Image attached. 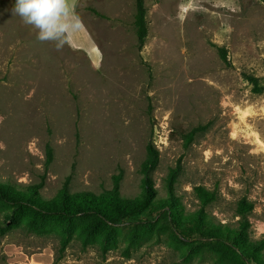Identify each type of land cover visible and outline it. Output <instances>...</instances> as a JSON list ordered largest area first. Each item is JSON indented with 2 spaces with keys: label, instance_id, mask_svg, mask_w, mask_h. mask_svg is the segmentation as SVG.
Masks as SVG:
<instances>
[{
  "label": "rangeland",
  "instance_id": "obj_1",
  "mask_svg": "<svg viewBox=\"0 0 264 264\" xmlns=\"http://www.w3.org/2000/svg\"><path fill=\"white\" fill-rule=\"evenodd\" d=\"M78 1L70 18L76 10L95 50L38 40L13 14L15 0H0V182L41 185L49 200L64 186L108 192L121 175L122 196L166 198L172 184L188 213L203 187L218 197L207 214L224 225L237 227V202H252L249 237L264 239V93L246 79L264 86V0H145L142 48L135 0ZM150 143L159 159L146 175ZM12 210L0 200V264H228L157 223L138 242L128 223L108 241L83 236L77 220L67 233L54 223L37 235Z\"/></svg>",
  "mask_w": 264,
  "mask_h": 264
},
{
  "label": "trees",
  "instance_id": "obj_2",
  "mask_svg": "<svg viewBox=\"0 0 264 264\" xmlns=\"http://www.w3.org/2000/svg\"><path fill=\"white\" fill-rule=\"evenodd\" d=\"M136 14L134 25L139 47L145 45L148 37L147 8L145 0H135ZM96 15L103 17L96 10ZM221 60L230 64L225 48H218ZM246 79L254 86L257 94L264 93V86L253 76ZM207 126L193 129L186 135L191 142L195 135L205 131ZM159 152L150 143L147 146V158L141 165V171L148 175L156 166ZM53 161V150L47 149V165ZM173 177V175L171 176ZM114 187L108 192L95 194L90 191L71 193L64 186L55 197L43 199L39 194L41 185L16 187L9 183L0 182V200L13 207L14 218H23L26 227L33 233L43 234L49 225L58 223L67 233L72 223L80 221V232L86 238L101 236L108 241L116 231V227L128 223L130 238L138 242L152 233L157 223L161 230H170L177 237L194 239V249L197 252H210L218 261L228 264H264V239L252 240L249 237L251 227L250 215L254 204L243 198L236 204V215L239 216L238 226L232 227L215 221L209 216L206 208L218 200L215 192L203 187L195 188L199 200V209L195 212H185L176 200L174 187L169 184L168 197L159 198L152 191L141 197L127 198L121 195L119 182L121 175L115 176ZM145 189L148 188L144 182ZM154 197H153V196ZM151 216V223L138 226L141 216ZM155 215V216H154ZM158 217V218H157ZM157 218V219H156ZM156 220V221H155ZM67 240L63 239L64 250Z\"/></svg>",
  "mask_w": 264,
  "mask_h": 264
},
{
  "label": "clouds",
  "instance_id": "obj_3",
  "mask_svg": "<svg viewBox=\"0 0 264 264\" xmlns=\"http://www.w3.org/2000/svg\"><path fill=\"white\" fill-rule=\"evenodd\" d=\"M13 14L37 30V39L63 46L71 31L79 27V19L70 18L67 0H15Z\"/></svg>",
  "mask_w": 264,
  "mask_h": 264
},
{
  "label": "crops",
  "instance_id": "obj_4",
  "mask_svg": "<svg viewBox=\"0 0 264 264\" xmlns=\"http://www.w3.org/2000/svg\"><path fill=\"white\" fill-rule=\"evenodd\" d=\"M78 0H67L68 5L70 6L71 4H76ZM81 1V0H79ZM78 1V2H79ZM73 16V20L79 19V27L71 31L70 34L66 37L67 43L73 47L74 49L78 51H83L86 50V45H91L92 50H95L94 45L97 48V43L95 42L93 36L91 35L90 31L88 30L87 26L83 23V21L79 18L77 11L75 10Z\"/></svg>",
  "mask_w": 264,
  "mask_h": 264
}]
</instances>
